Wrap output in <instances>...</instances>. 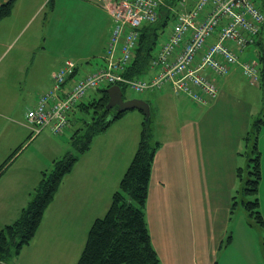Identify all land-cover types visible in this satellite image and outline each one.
Returning <instances> with one entry per match:
<instances>
[{"label":"crops","instance_id":"0c3cea01","mask_svg":"<svg viewBox=\"0 0 264 264\" xmlns=\"http://www.w3.org/2000/svg\"><path fill=\"white\" fill-rule=\"evenodd\" d=\"M82 1L92 4L96 9H101L109 15L110 9L117 0ZM107 33L103 47L90 53L87 49L82 58L71 60L76 64L77 74L82 71L84 73L82 75H85L104 67ZM92 53L97 57L94 60L89 59ZM81 59L84 60L80 61ZM92 62H95L96 66L86 72L91 69L88 66ZM62 63L52 64L51 69L45 65L35 67V63H31L24 70V64L21 65L12 57L6 66L4 64L0 69V77H2L6 68H17L16 82L6 91L1 89L4 95L0 93V118L3 120L0 123V164L7 158L9 151L21 147L24 137L28 135L29 138L30 131L25 124V113L34 105L37 96L51 87L52 75ZM21 77L23 80L19 81ZM69 85L70 80H67L63 86L64 90L68 89ZM171 94L197 106L200 114L197 118H189V112H185L184 109L178 111L174 108L172 112H167L164 108L161 110L160 118L164 129L163 131L156 129L161 138L153 140L158 142V146L153 157L145 207L151 244L160 263L264 264L262 250L264 232L242 208V203L251 200L252 197L237 192L241 182L237 181L236 170L242 161L240 154L246 153L244 148L247 145L243 138L249 133V121L240 113L239 101L232 97L230 92L219 91L213 102L198 106L188 99ZM159 96L158 101L154 100L156 108L161 103ZM141 100L146 102L149 108L152 107V102L147 99ZM156 112L158 117L159 110ZM150 115H152L151 111ZM150 120L151 118H149V129H151ZM108 130L94 136L89 149L78 156L71 172L63 178L52 202L45 210L33 240L20 255L14 258V264H24V257L37 252L47 255V258L41 260L39 264H51L54 255V252L51 254V239L53 244H57L56 240H60L59 252L68 253L71 250V254L72 251L78 254L82 251L91 223L107 211L109 204L105 211L104 207L102 210L100 207L104 206L106 197L110 199L114 190H117L139 140L136 134L127 140L117 133H112L109 138ZM69 131L71 132V129ZM47 133L51 138V133ZM64 136L62 141L59 140L60 137H55L56 139L51 141L57 144L56 148L45 147V141H39L37 146H43L42 151L45 153V159L41 163L21 157L23 151L19 152L16 161L12 162L0 176V204L11 200L2 196L14 197L19 193L29 196L40 181V172L52 169L55 159L71 152L67 151L71 147V134L65 141H63ZM240 168L242 171V166ZM245 169L247 173V163ZM9 170L13 171L7 174ZM240 175L243 179L246 177V175L242 176V173ZM107 179L113 182L102 203L98 205L97 198H94L92 203L95 202V206L88 210H80L87 200L83 201L80 196L82 199L76 204L78 197L72 190L78 186V183L80 189H83L86 187V181L102 185ZM263 179L264 160L260 153L257 199L258 210L264 220ZM233 196L237 204L231 211ZM70 197L73 203L70 202ZM237 200L242 209L238 207ZM28 201L29 197L23 198L16 208L0 205V229L15 221ZM89 210L92 213L87 217L85 213ZM82 213L85 215L82 216ZM68 228L72 229L73 236H79L81 239L72 243L63 239ZM228 237L230 241L226 243ZM63 256L59 254L58 257Z\"/></svg>","mask_w":264,"mask_h":264},{"label":"built area","instance_id":"2783aa9c","mask_svg":"<svg viewBox=\"0 0 264 264\" xmlns=\"http://www.w3.org/2000/svg\"><path fill=\"white\" fill-rule=\"evenodd\" d=\"M160 7L173 14L164 41L150 60L146 74L124 77L139 40V28L154 24ZM112 26L105 45V65L85 74L72 88L61 86L75 67L65 61L52 75V85L42 91L27 110L25 124L36 135L48 130L54 136L67 128V115L75 104L102 85L122 84L135 94L161 91L188 99L198 106L213 102L219 82L233 65L258 84L256 60L238 64V56L250 45L264 39V0H117L110 9ZM260 57V53H256Z\"/></svg>","mask_w":264,"mask_h":264},{"label":"rangeland","instance_id":"374dc122","mask_svg":"<svg viewBox=\"0 0 264 264\" xmlns=\"http://www.w3.org/2000/svg\"><path fill=\"white\" fill-rule=\"evenodd\" d=\"M162 1L166 3L164 0ZM170 24L171 21L168 22V25L164 28L163 34L158 36L155 44L156 49L164 41L165 34L168 31ZM110 25L111 18L108 14L82 0H16L12 7L11 15L0 22V69L4 67V64L6 66L12 57L14 60L17 59L21 65L24 64V70L31 63H35V67L45 65L51 69L52 64L58 65L60 62L66 60L82 58L87 49L90 53L92 50H98L103 47V42ZM261 35L264 39V30H262ZM256 53H260L263 60H260ZM95 55L96 54L92 53L89 55V59H96L97 57H95ZM238 59V64L241 62H249L251 60L257 61L259 70V73L257 74L258 84H252L248 77L243 76L241 72L242 69L236 64L231 67L230 72L226 76L220 79L219 91L230 92L232 97L239 101V105L241 106L240 113L245 115L249 121V140L247 141V147L244 148L247 152V156L252 152L253 143L256 141L257 149L262 153V159L264 160V125L259 123V121H262V123L264 122V58L262 56L261 46H248L238 56ZM83 60L84 59H81L80 61ZM86 60H88L87 57ZM95 66V62H92L90 66H88L91 69H88L86 72L92 70ZM82 74H84L82 71L79 72L77 77H81ZM16 75L17 68H6L4 76L0 77V93L2 95H4V92H1V89L6 91L8 87L12 86L13 83L16 82ZM22 80L23 78L21 77L19 81ZM102 88L105 89L106 87H100L99 89ZM160 92L161 93H157L155 90L154 92L135 94L128 89H125L123 92L125 99H147L150 103L152 102V107L149 108V114L151 111L152 115H149V118H151L150 128L152 139L154 141L161 138V136L157 134L156 129L161 131L164 129L162 126V118H160L161 110L163 108L167 112H172V109L174 108L178 111L184 109L185 112H189V118H197L200 114L197 106L174 97L167 87L162 88ZM90 95V99H98L101 96V93L96 90L95 92L90 93ZM158 95H160L159 98L161 99V103L156 108L154 100H157ZM7 96L11 97L12 95ZM176 99L179 100L178 104ZM156 110H159L158 117L156 116ZM92 112L93 110H89L88 113L84 114L85 117L87 116L89 118ZM232 112L234 113V109ZM79 116L81 117L82 114L76 112L75 117L79 119ZM2 121L3 120L0 118V123H2ZM143 121L144 115L141 111H125L119 119L113 121L109 125L110 127L108 128L107 137L110 138L112 133H117L122 137H125V140L131 138L133 134H136L138 138L142 129ZM47 132H42L39 137H34L31 140H28V135L27 137H24L23 144L19 147L23 151L21 157L32 159L33 162L37 163L43 162L45 159V153L42 151V145V147L37 146L39 141H45V147H57V144L51 142L56 138L52 135L50 138ZM71 133L72 130L71 132L68 131L67 135L64 136L65 138L63 141L67 140ZM35 138L37 139L36 141ZM59 140L62 141V137H60ZM130 143L131 142H129V145ZM68 150L72 151L71 147L68 148L67 151ZM13 151H9L7 156ZM240 157L242 160L240 167L242 166L243 168L241 173L242 176H245L246 163H248L249 157H245V155L242 154H240ZM12 171L9 170L7 174ZM50 172L51 170L47 173ZM236 178L237 181H239V178ZM112 182L111 179H107L103 181L102 185H96L92 181H86V187L83 189H80L78 183V186L72 190V192L78 197L76 204H79L82 198L83 201L87 200V202H84V206L80 210H88L95 206V202L92 203L94 198H97V202H99L98 205H100ZM116 189H118V187ZM262 191V196L264 198V182L262 185ZM31 196L33 195L29 194L28 196L20 193L14 197L2 196L9 197L11 200L1 202L0 205L2 207L13 206V208H16L23 198L25 199L26 197H29L30 200ZM105 200L104 206L100 207V210L104 207L105 211L108 204L110 205L111 197L110 199L106 197ZM70 202L73 203L71 197ZM238 207L242 209L239 201ZM91 213L92 212L89 210V212L87 211L85 214L87 217H90ZM85 214L82 213V216ZM63 239L72 243L75 240L79 241L81 238L79 236H73L72 229L68 228ZM59 242L60 240H56L57 244H53L51 239V254L54 252L53 258H51V264H76L81 252L79 251L78 254H74V251H72L71 254V250L68 251V253L59 252L58 248H61L58 244ZM75 246H77V244ZM70 248L72 247H69V249ZM42 254L43 253L39 254L38 252L37 254H30L23 258V263L39 264L41 260L47 258L46 253L44 255ZM59 254L64 256L59 258ZM10 264H14V259Z\"/></svg>","mask_w":264,"mask_h":264},{"label":"trees","instance_id":"16d2710c","mask_svg":"<svg viewBox=\"0 0 264 264\" xmlns=\"http://www.w3.org/2000/svg\"><path fill=\"white\" fill-rule=\"evenodd\" d=\"M164 1L168 5L175 3V0ZM14 2L15 0H0V20L10 16ZM158 14L159 18L154 24L142 25L139 29V40L134 58L130 67L124 72V77L138 78L146 74L149 61L156 50V40L160 34H163L164 28L173 18V14L163 7L159 8ZM108 36L109 33H107L106 39ZM256 45L261 46L264 58L262 42L257 41ZM259 59H262L261 54ZM77 76V68L74 67L72 73L68 75V80H70L68 89L72 88L74 83L84 75ZM63 86H61V90L63 92L68 91V89L64 90ZM107 86L102 85L100 87L107 88ZM100 87L91 92L98 90L101 96L98 99H90V92L85 98L77 102L66 117V130L61 135L54 136L62 137L71 129L70 144L72 151L67 152L59 159H55L50 173H47L49 170L40 172V181L30 193L33 196L22 209L18 218L0 229V262L9 264L12 259L28 247L40 226L45 210L52 202L63 178L71 172L78 156L89 149L94 136L105 132L113 121L123 115V113L117 114L114 108L115 112H110L111 109L105 110L108 96L105 89H99ZM119 87L122 92L125 91L124 85L119 84ZM89 110H93V112L88 118L84 114L88 113ZM76 112L82 114L79 119L75 117ZM259 123L264 125L262 121ZM148 124L149 118L144 116L136 151L119 181L118 189L111 196L108 210L102 217L96 218L88 229L85 245L76 264H161L151 244L145 218L150 172L155 150L158 146V142H154L152 139ZM40 133L29 135L28 140L37 137ZM248 140L247 133L243 138L246 145ZM20 150L21 148L15 149L0 164V176L12 162L16 161ZM245 156L249 157L247 173L243 179L240 175L241 168L237 169V177L241 182L237 192L252 197L251 200L242 203V208L264 232V220L258 210L257 199L260 181V153L256 141L253 143L252 152L249 156L246 152ZM235 199L233 196L231 211L237 204ZM229 241L230 237L227 238L226 243ZM262 250L264 252V236Z\"/></svg>","mask_w":264,"mask_h":264},{"label":"water","instance_id":"95a60500","mask_svg":"<svg viewBox=\"0 0 264 264\" xmlns=\"http://www.w3.org/2000/svg\"><path fill=\"white\" fill-rule=\"evenodd\" d=\"M105 93L108 96V101L105 110L115 108L117 114L128 110H139L145 117H149V106L146 102L140 99H124L123 93L119 86L113 85L105 88ZM0 264H4L1 263Z\"/></svg>","mask_w":264,"mask_h":264},{"label":"flooded vegetation","instance_id":"af4514ba","mask_svg":"<svg viewBox=\"0 0 264 264\" xmlns=\"http://www.w3.org/2000/svg\"><path fill=\"white\" fill-rule=\"evenodd\" d=\"M114 109H115V108H114ZM114 109L112 108V109H111V110H109V111H110V112H112V111H113V112H115V111H114ZM110 112H109V113H110ZM108 116H109V114H108Z\"/></svg>","mask_w":264,"mask_h":264}]
</instances>
